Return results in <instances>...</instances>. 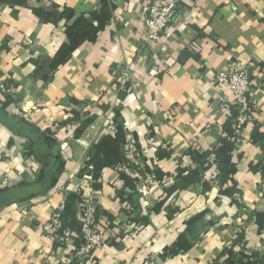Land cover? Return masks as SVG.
<instances>
[{
    "label": "crops",
    "instance_id": "crops-1",
    "mask_svg": "<svg viewBox=\"0 0 264 264\" xmlns=\"http://www.w3.org/2000/svg\"><path fill=\"white\" fill-rule=\"evenodd\" d=\"M150 1L0 0V264L74 263L92 166L86 193L106 244L83 264L264 253V0H183L158 43ZM238 61L254 103L218 159L234 102L219 77ZM58 210L67 244L44 231Z\"/></svg>",
    "mask_w": 264,
    "mask_h": 264
},
{
    "label": "built area",
    "instance_id": "built-area-1",
    "mask_svg": "<svg viewBox=\"0 0 264 264\" xmlns=\"http://www.w3.org/2000/svg\"><path fill=\"white\" fill-rule=\"evenodd\" d=\"M183 0H151L146 8L144 24L147 34V42L158 43L163 33L174 21L181 8ZM222 82L234 94L233 106L239 107V115L234 121L235 135L233 139L241 137L243 128L250 118L253 107L251 90L254 81L248 64L243 61L233 62L226 73L219 77ZM81 227V246L76 252L73 264H83L92 253L105 246L106 238L98 223V210L96 207L84 205ZM44 231L57 237L61 243L67 244L69 238L64 233L63 213L56 211L50 221L44 226ZM147 260L145 264H152Z\"/></svg>",
    "mask_w": 264,
    "mask_h": 264
},
{
    "label": "rangeland",
    "instance_id": "rangeland-1",
    "mask_svg": "<svg viewBox=\"0 0 264 264\" xmlns=\"http://www.w3.org/2000/svg\"><path fill=\"white\" fill-rule=\"evenodd\" d=\"M114 77H115V83L116 86L118 87V90H124L130 83L131 81V76H132V69L130 65H123L121 67H116L113 70ZM130 160L129 163H136V147L132 144L130 146ZM94 167H89V169L82 174L81 180L79 183V189L78 191L82 193L84 191V205L88 206H94L92 198L86 193V190L91 189L92 181L94 179ZM75 174V173H74ZM74 174H69V176L75 177ZM103 235L105 236V232L103 231ZM106 238V237H105Z\"/></svg>",
    "mask_w": 264,
    "mask_h": 264
},
{
    "label": "trees",
    "instance_id": "trees-1",
    "mask_svg": "<svg viewBox=\"0 0 264 264\" xmlns=\"http://www.w3.org/2000/svg\"><path fill=\"white\" fill-rule=\"evenodd\" d=\"M39 72V71H38ZM37 72V73H38ZM231 113L229 116V120L228 123L226 124V133L227 136L222 139V142L219 143L217 146H215L213 148V153L215 154V156L218 159H222L223 158V152L220 150V146L219 145H223V144H229L231 139L234 137L235 135V130L233 128L234 125V121L236 120L237 116L239 115V107L238 106H231L230 108ZM229 164L227 162H221L219 165V179L222 181L223 178L225 177V175L228 173V169H229ZM156 177L157 178H161L163 176L162 172L157 169L156 171ZM252 264H264V253L261 252H255L254 253V258L252 260Z\"/></svg>",
    "mask_w": 264,
    "mask_h": 264
}]
</instances>
